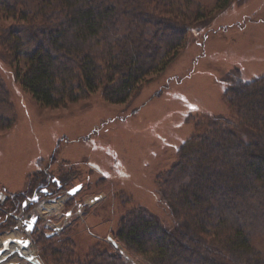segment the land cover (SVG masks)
<instances>
[{"label": "trees", "instance_id": "1", "mask_svg": "<svg viewBox=\"0 0 264 264\" xmlns=\"http://www.w3.org/2000/svg\"><path fill=\"white\" fill-rule=\"evenodd\" d=\"M232 1L215 0L213 12ZM154 2L0 0V56L42 106H67L96 91L110 104L125 103L177 58L190 32L207 29L214 16L199 0ZM225 101L230 116L204 117L176 162L156 176L175 225L164 229L142 208L120 218L113 238L129 254L149 264H264V252L254 245L264 235V75L247 81L232 72ZM8 103L0 78V107ZM13 123L0 115V131ZM66 172L62 187L72 177ZM54 183L44 171L30 174L24 190L0 204L3 225ZM31 234L43 264H125L119 253L97 246L77 259L69 232L53 238L35 227Z\"/></svg>", "mask_w": 264, "mask_h": 264}, {"label": "rangeland", "instance_id": "2", "mask_svg": "<svg viewBox=\"0 0 264 264\" xmlns=\"http://www.w3.org/2000/svg\"><path fill=\"white\" fill-rule=\"evenodd\" d=\"M148 1L153 6L157 0ZM199 1L216 8L215 0ZM214 13L207 29L190 32L177 58L122 104H110L96 91L67 106H42L0 56V78L9 92L0 115L14 120L0 131V197L24 190L36 171L56 181L33 197L37 201L25 200L9 226L0 221V242L11 233L28 240L35 263L16 257L0 264H43L27 230L34 217L46 236L69 232L79 260L97 246L119 253L125 264H149L114 241L120 218L142 208L170 230L175 222L157 193L156 176L176 162L204 117L230 116L225 92L232 72L247 81L264 75V0H233ZM65 171L72 177L62 187ZM76 186L81 189L68 195ZM58 202V209L42 207ZM254 245L264 252V235Z\"/></svg>", "mask_w": 264, "mask_h": 264}, {"label": "bare ground", "instance_id": "3", "mask_svg": "<svg viewBox=\"0 0 264 264\" xmlns=\"http://www.w3.org/2000/svg\"><path fill=\"white\" fill-rule=\"evenodd\" d=\"M60 205L61 203L58 202L57 204H45L42 207L43 209L51 210L52 207L58 209ZM17 236L18 235L11 233L10 236H7L2 240V243L0 242V263L3 261L6 262L8 259L12 260L16 257L35 263L33 252L28 248L29 241ZM1 246L4 248L2 249Z\"/></svg>", "mask_w": 264, "mask_h": 264}, {"label": "water", "instance_id": "4", "mask_svg": "<svg viewBox=\"0 0 264 264\" xmlns=\"http://www.w3.org/2000/svg\"><path fill=\"white\" fill-rule=\"evenodd\" d=\"M81 189L80 186H76L72 189H70L67 193L68 195L70 196H73L75 195L79 190ZM34 201H37L38 198H33ZM37 217H34L32 220H31V225L27 228L28 232L31 233L33 231V228H34V223L37 221Z\"/></svg>", "mask_w": 264, "mask_h": 264}, {"label": "flooded vegetation", "instance_id": "5", "mask_svg": "<svg viewBox=\"0 0 264 264\" xmlns=\"http://www.w3.org/2000/svg\"><path fill=\"white\" fill-rule=\"evenodd\" d=\"M54 181H55V180H54ZM44 191H46V190H45V189H42L40 193H42V192H44ZM38 193H39V192H38ZM40 193H39V194H40ZM39 194H38V195H39ZM0 204H1V205L3 204V200L1 199V197H0ZM37 221H38V219H37ZM37 221L34 223V228H35L36 225H37ZM30 225H31V224H30ZM30 225H29V226H30ZM29 226H28V227H29ZM28 227H27V228H28ZM34 228H33V230H34Z\"/></svg>", "mask_w": 264, "mask_h": 264}]
</instances>
